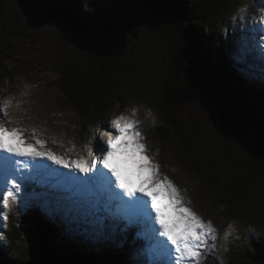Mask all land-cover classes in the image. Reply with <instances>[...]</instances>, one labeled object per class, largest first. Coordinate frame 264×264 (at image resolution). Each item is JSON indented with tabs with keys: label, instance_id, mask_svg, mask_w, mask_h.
<instances>
[{
	"label": "rangeland",
	"instance_id": "obj_1",
	"mask_svg": "<svg viewBox=\"0 0 264 264\" xmlns=\"http://www.w3.org/2000/svg\"><path fill=\"white\" fill-rule=\"evenodd\" d=\"M57 4L71 8L76 18L88 24L93 32L102 31L109 25L122 26L126 23L131 26L130 33H127L128 45L124 56L119 59V68L123 64L135 68L150 67L155 78L148 81L147 91L141 95L127 94L131 89L124 86L111 101V116L107 118L105 124L108 127L104 129L109 134L112 131L115 134L112 122L121 115L138 121L137 131L143 137L147 154L159 165L160 178L168 177L179 189L185 206L206 223L210 221L215 229V239L209 237L207 245L201 248L203 254L199 264H233L230 263L229 255L231 247L248 248L252 239H264V207L260 210V215L263 216L260 224L233 220L226 216L224 209L216 206L213 192L204 180L190 170L178 143L159 136L157 129L167 131L170 125L155 101L164 95L167 99L177 98L176 115L179 120L202 130L199 140L195 142L198 157L211 159L218 155L219 144L208 126V110L203 100L186 86L181 73L170 70L161 62L160 57L154 53L155 37H147L140 28L143 25L135 22L138 19L134 20L129 16L124 18L125 11L129 9V0H8L7 23L1 25L0 62L11 78L4 79L0 85V121L7 128L22 129L28 143L35 144L36 139L43 141V149L37 146L36 150H50L66 161L87 158L85 145L93 140L92 123L60 90V77L56 68L63 59L71 58L74 63L79 64L81 70H85L91 58L69 46L62 39L56 25L49 21L47 7ZM260 5L264 6V0ZM136 16L144 22V26L154 30L144 12ZM255 26L258 32L256 43L264 46V20L256 19ZM251 31L250 27L244 29L248 36L246 40L254 44L249 38ZM109 138H112L111 135L103 137V142L99 138L105 150ZM94 155L99 153L94 152ZM13 159L20 162L17 178L21 183V190L14 194L11 202L26 206L33 199L42 201L50 212L53 223L66 233L65 241H62L64 249L71 250V246H83L86 243L87 247L100 250L104 258L110 260V254H114V242L120 233L126 242L143 249L149 263L161 264L163 261L164 264H177L174 250L172 255H162L155 246L151 235L152 230H158L159 226L155 223V213L151 212V200L148 196L136 192V196L131 198L134 200L141 197L147 202L151 220L145 227L141 219L144 214L140 210L130 205L129 213L128 203H125L129 197L123 196L122 190L115 188L114 177V191L121 193V198L104 191L100 185L89 190L81 184L71 182L73 176H82L75 169L63 168L47 159L33 160L30 157L16 156ZM110 163L118 168L128 187L136 189L140 186L137 167L130 157L117 154ZM104 171L111 177L107 169ZM142 175L146 176L147 173ZM0 186L6 190L2 180ZM27 187H32V192H25ZM157 200L164 210L168 204L167 198L157 197ZM107 204L116 209L120 223L113 218V212ZM13 211L12 205L7 213L11 214ZM2 219L5 221L4 216ZM105 222H108L109 227ZM103 238L106 241H102ZM156 239L161 237L157 236ZM10 249L12 258L20 259L27 250V243H18ZM152 255L153 258L150 257Z\"/></svg>",
	"mask_w": 264,
	"mask_h": 264
},
{
	"label": "trees",
	"instance_id": "obj_2",
	"mask_svg": "<svg viewBox=\"0 0 264 264\" xmlns=\"http://www.w3.org/2000/svg\"><path fill=\"white\" fill-rule=\"evenodd\" d=\"M257 1L262 0H129L124 18L138 19L135 22L143 25L140 28L147 37H155L154 53L161 62L181 73L186 86L201 97L208 110V126L219 144L218 155L198 157L195 142L202 130L179 120L177 98L164 95L155 101L170 125L167 131L158 128L159 136L178 143L190 170L204 180L226 216L260 224L264 207V46L256 43L255 21L264 20V6ZM7 2L0 0V33L1 25L7 23ZM142 12L154 30L136 16ZM118 27L131 31L126 23ZM245 27L252 30L249 38L256 44L246 40ZM119 64V59L91 58L81 70L69 58L56 68L60 90L92 123L95 145H102L99 138L103 142V137L114 135L104 129L113 98L124 86L131 89L127 94L141 95L155 78L150 67L123 64L119 68ZM10 78L0 62V85ZM31 188L24 190L32 192ZM4 191L0 186V264H151L143 249L126 242L120 233L110 260L86 243L64 249L66 233L53 223L46 205L33 198L26 206L11 202L14 211L3 221ZM105 225L109 227L108 222ZM23 242L26 252L20 259L12 258L10 248ZM248 245L231 247L230 263L264 264V239H252Z\"/></svg>",
	"mask_w": 264,
	"mask_h": 264
},
{
	"label": "snow or ice",
	"instance_id": "obj_3",
	"mask_svg": "<svg viewBox=\"0 0 264 264\" xmlns=\"http://www.w3.org/2000/svg\"><path fill=\"white\" fill-rule=\"evenodd\" d=\"M137 123L138 121L129 120L123 115L119 116L112 122L115 134L106 141V150L103 145H95L90 140L85 145L87 158L80 157L73 161H66L50 150H36L37 146L43 149V141L36 139L35 144L28 143L22 129L7 128L0 121V153L4 154L0 155V180L6 188V191L2 193L4 219L8 218L6 213L12 208L11 201L14 194L21 190V183L17 178L20 162L14 160L13 157H30L33 160L47 159L53 164L75 169L82 174V176H73L74 179L71 182L81 184L89 190H94L97 185H100L104 191L121 198V193L114 191L112 182V177H114L115 188L121 189L122 195L129 197L125 203L133 205L144 214L141 219L145 227L151 220L147 202L141 197L134 200L131 198L136 196V192L148 196L151 200V212L155 213V223L159 226L158 230H152L155 246L162 255H172L174 250L177 264H199V259L203 254L201 248L207 245L209 237L215 239V229L210 221L206 223L185 206L179 189L168 177L160 178L159 165L154 163L152 157L147 154L146 145L142 142L143 137L137 131ZM94 152L99 155H94ZM117 154L130 157L137 167V179L140 181L138 188L128 187L118 168L110 163V160ZM104 169L111 173V177ZM145 172L147 175H142ZM157 197L167 198L168 204L164 210L158 205ZM157 236L164 239L158 240ZM168 245L171 249L167 247ZM161 264L164 262L162 261Z\"/></svg>",
	"mask_w": 264,
	"mask_h": 264
},
{
	"label": "water",
	"instance_id": "obj_4",
	"mask_svg": "<svg viewBox=\"0 0 264 264\" xmlns=\"http://www.w3.org/2000/svg\"><path fill=\"white\" fill-rule=\"evenodd\" d=\"M47 15L62 39L77 52L101 60H118L124 56L129 37L118 26L109 25L93 32L88 24L76 18L71 8L62 4L48 6Z\"/></svg>",
	"mask_w": 264,
	"mask_h": 264
},
{
	"label": "bare ground",
	"instance_id": "obj_5",
	"mask_svg": "<svg viewBox=\"0 0 264 264\" xmlns=\"http://www.w3.org/2000/svg\"><path fill=\"white\" fill-rule=\"evenodd\" d=\"M107 205H108V204H107ZM108 207H109V209L111 210V212H113V214L115 215L116 220L119 221V223H120V220H119V218H118V216H117V215H119V214H118V212H116V209H115V210L112 209L109 205H108ZM120 226H121V225H120ZM122 227H124L123 224H122ZM144 234H145V233L143 232V235H144ZM141 235H142V234H141ZM143 235H142V236H143ZM147 236H148V238H150V235L147 234ZM151 236H152V235H151ZM161 239L163 240L162 237H161ZM161 239H159V240H161ZM169 246H170V245H168L167 247L169 248Z\"/></svg>",
	"mask_w": 264,
	"mask_h": 264
},
{
	"label": "flooded vegetation",
	"instance_id": "obj_6",
	"mask_svg": "<svg viewBox=\"0 0 264 264\" xmlns=\"http://www.w3.org/2000/svg\"><path fill=\"white\" fill-rule=\"evenodd\" d=\"M112 132H114V131H112Z\"/></svg>",
	"mask_w": 264,
	"mask_h": 264
}]
</instances>
